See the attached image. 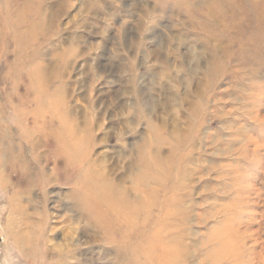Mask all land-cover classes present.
Returning <instances> with one entry per match:
<instances>
[{"label": "rangeland", "instance_id": "rangeland-1", "mask_svg": "<svg viewBox=\"0 0 264 264\" xmlns=\"http://www.w3.org/2000/svg\"><path fill=\"white\" fill-rule=\"evenodd\" d=\"M177 1L0 0V264H264V0Z\"/></svg>", "mask_w": 264, "mask_h": 264}, {"label": "bare ground", "instance_id": "bare-ground-1", "mask_svg": "<svg viewBox=\"0 0 264 264\" xmlns=\"http://www.w3.org/2000/svg\"><path fill=\"white\" fill-rule=\"evenodd\" d=\"M183 2V1H182ZM202 2H204V0H202ZM210 2H205L204 4H209ZM173 4H174V6L176 5V4H178V1L177 0H173ZM210 6L212 5L211 3L209 4ZM214 5H215V3H214ZM20 15L21 14H17V16H19L20 17ZM18 17V18H19ZM17 20H19V19H17ZM16 20V23H14L15 24V26H13L14 28H16V27H18L19 26V24H20V21H17ZM90 128V125L88 124V123H86V125H85V127L81 130V131H79V130H76L77 128L75 127V129H71L70 131H71V133H70V136L67 138V136L68 135H66V133L65 132H60L59 134H56V136H55V138H57V140H58V146H57V148H56V150H55V157H56V161H55V163H57L58 161L60 162V163H62V164H64V165H67V166H74V165H76V166H78L79 164H81L82 163V161L84 160V153H85V151H86V147H87V141H86V135L88 134V129ZM82 135H81V134ZM88 136V135H87ZM79 153H81V155L79 154ZM141 161V160H140ZM56 166V165H55ZM54 166V167H55ZM97 166V165H96ZM101 167V166H100ZM87 168L89 169V172H91V173H93V175H96V176H98L97 177V179L98 180H96L97 182H93L94 184H85L83 181H82V183H84L83 184V187H82V191L85 193V194H87V195H89V194H94V196H96V201L93 203V204H88V203H86L85 205H86V209H90L89 210V212H88V214H89V219L88 220H90V219H93V220H95V221H97L98 222V220H100L101 219V217H102V214H100V209L104 206V207H106L108 210L107 211H112V212H114L115 213V211H117V212H119L121 209H122V207L121 208H116V206H115V203H114V200H115V198H116V196H113V195H115V193L114 194H112L111 192L112 191H110L109 192V194L105 191V193H107V195H105V194H103V188H104V186H109L110 184H109V182H108V180L106 179V176H105V173L104 174H100L99 172H97V170H95L96 168H95V164L93 163V162H89L88 163V165H87ZM145 168V167H144ZM103 169H105V167L103 168ZM105 170H107V169H105ZM104 170V171H105ZM139 172V171H138ZM141 172H142V169H141ZM146 172H148V170L146 171ZM150 172V171H149ZM148 172V173H149ZM110 173V172H109ZM108 173V174H109ZM143 173V172H142ZM142 173H141V175H142ZM150 174V173H149ZM86 175V174H85ZM152 175V174H151ZM127 176V175H126ZM149 176V175H148ZM148 176H146V174H145V176L144 177H147L148 178ZM143 177V178H144ZM124 178V177H123ZM150 178V177H149ZM151 178L152 179H156V177H154L153 175L151 176ZM121 179V178H120ZM127 179V178H126ZM92 180H94V179H92ZM149 180V179H148ZM142 181H144V180H141V181H139L138 180V182H140L141 183V185L142 186H144V187H146V184L144 185V183H142ZM68 182V181H67ZM135 182H137V181H135ZM70 185H72V187H77V183L74 181V180H70L69 182H68ZM149 183V182H148ZM122 184V183H121ZM85 185V186H84ZM137 185V184H136ZM135 185V186H136ZM148 185V184H147ZM140 186V185H139ZM107 187H106V189H107ZM137 187H138V185H137ZM121 188V187H120ZM119 188V189H120ZM139 188V187H138ZM132 189V188H131ZM80 190V189H79ZM102 190V191H101ZM137 190V189H136ZM135 190V191H136ZM166 190V189H165ZM134 191V190H133ZM139 191H140V189H139ZM122 193V192H121ZM124 194V193H123ZM123 194L121 195L120 194V197H117V199L116 200H118V202L120 201V202H124L123 200H122V196H123ZM133 194H136V193H133ZM141 194V193H140ZM149 194V193H148ZM152 194V193H151ZM150 194V195H151ZM126 195V194H125ZM144 195V194H143ZM145 195H147V194H145ZM154 195V194H153ZM119 196V195H118ZM133 196V195H132ZM137 196V195H136ZM140 196V195H139ZM90 197V196H89ZM124 197H126V196H124ZM146 198V201L145 202H148V199H147V197H145ZM154 198V197H153ZM91 199V198H90ZM92 200V199H91ZM95 200V199H94ZM125 200V199H124ZM130 200V199H129ZM132 200V199H131ZM140 200V199H139ZM139 200H138V203H139ZM135 201V200H134ZM117 202V203H118ZM129 202H131V201H129ZM150 202V201H149ZM125 203V202H124ZM128 203V202H127ZM133 203V202H132ZM137 203V202H136ZM144 203V202H143ZM81 204V203H80ZM120 204V203H119ZM140 204V203H139ZM118 205V204H117ZM130 205V204H129ZM148 205H149V203H148ZM162 205L164 206V205H167L166 203H162ZM133 206V205H132ZM128 207V206H127ZM135 207H138V206H136L135 205ZM134 208V207H133ZM132 208V209H133ZM147 208V207H146ZM145 208V209H146ZM131 209V210H132ZM150 208H148L147 210H149ZM119 210V211H118ZM134 210H136V208H134ZM101 211H103V210H101ZM127 211V210H126ZM121 212V211H120ZM86 213H87V211H86ZM104 213H105V211H104ZM129 213V212H128ZM127 213V214H128ZM82 214V213H81ZM80 214V215H81ZM85 214V213H84ZM135 214H137V212L135 213ZM141 214V213H140ZM143 214V213H142ZM87 215V214H86ZM104 215V214H103ZM106 215V214H105ZM118 215L119 216H121L119 213H118ZM145 215V214H144ZM166 215H170V214H166ZM165 215V216H166ZM107 216V215H106ZM136 216H138V215H136ZM146 216V215H145ZM76 217V216H75ZM163 217V216H162ZM167 217V216H166ZM106 218V217H105ZM123 218H124V216H123ZM146 218V217H145ZM76 219V218H75ZM104 220V219H103ZM120 220V219H119ZM123 220V219H122ZM131 220V219H130ZM135 220V219H134ZM143 220V219H142ZM147 220V219H146ZM126 221V220H125ZM88 222V221H87ZM144 222V221H143ZM85 223H86V221H85ZM89 223V222H88ZM87 223V224H88ZM136 223V222H135ZM103 224V223H102ZM134 224V223H133ZM132 224V225H133ZM112 225H113V223H112ZM115 225H116V223H115ZM107 228V227H106ZM127 228H130L129 227V224H128V226H127ZM108 229V228H107ZM100 230H104V228L103 229H100ZM106 230V229H105ZM104 230V231H105ZM113 230V229H112ZM111 230V231H112ZM129 230V229H128ZM110 233V232H109ZM106 238L105 239H107V238H109V236H105ZM140 237H142V236H140ZM139 237V238H140ZM154 238L156 237V238H158L157 240H160V241H158V242H160L161 243V245H159L160 246V250L162 251L161 252V256H159V259H157V260H159L158 261V264H181V262H179V253L178 252H180L181 250H180V248L178 247V252L177 251H175V250H172L171 249V247L169 248V246H168V244H170L171 242H173V241H176L175 242V246H176V243H177V241H178V239H175V238H170V239H168V237L167 236H153ZM163 237H165V238H163ZM99 238V237H98ZM162 238V239H161ZM97 239V238H96ZM110 239V238H109ZM98 240V239H97ZM129 240V239H128ZM71 241V240H70ZM153 241V240H152ZM156 241V240H155ZM136 243V242H135ZM142 243H144V242H142ZM149 243H151V242H149ZM70 244V243H69ZM179 244V243H178ZM180 245V244H179ZM178 245V246H179ZM122 246H123V244H122ZM171 246V245H170ZM125 247V246H124ZM223 247V246H222ZM144 248V249H143ZM147 248V247H146ZM145 247H142L141 249H143V251H142V253L143 254H145L144 255V257H145V259L146 260H149V258L151 257L150 256V254H153V251L151 250V251H149V252H147L146 250H148V249H146ZM122 249H124V248H122ZM174 249V248H173ZM116 250H117V248H116ZM125 250V249H124ZM156 250V249H155ZM136 251V250H135ZM134 251V252H135ZM169 251H170V253H169ZM121 252H123V251H121ZM120 252V253H121ZM137 252V251H136ZM130 253V252H129ZM177 253H178V256H177ZM124 254V253H123ZM133 254V253H132ZM121 255H122V253H121ZM136 257V256H135ZM157 257H158V255H157ZM121 258V257H120ZM125 259H129V258H125ZM132 259V257L130 258V260ZM156 259V258H155ZM115 260V262H116V258L114 259ZM123 260V259H122ZM133 260V259H132ZM132 260L130 261V262H132ZM144 260V259H143ZM153 261V260H152ZM155 261L156 260H154V264H155ZM134 262V261H133ZM141 262V261H140ZM149 262V261H148ZM122 263V262H121ZM144 263V262H143ZM114 264V263H113ZM117 264V263H116ZM137 264V263H136ZM151 264V263H150ZM184 264V263H183Z\"/></svg>", "mask_w": 264, "mask_h": 264}]
</instances>
